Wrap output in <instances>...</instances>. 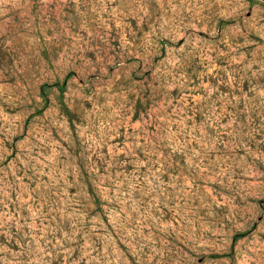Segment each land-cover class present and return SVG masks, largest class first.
Instances as JSON below:
<instances>
[{
  "label": "rangeland",
  "instance_id": "obj_1",
  "mask_svg": "<svg viewBox=\"0 0 264 264\" xmlns=\"http://www.w3.org/2000/svg\"><path fill=\"white\" fill-rule=\"evenodd\" d=\"M0 264H264V0H0Z\"/></svg>",
  "mask_w": 264,
  "mask_h": 264
}]
</instances>
